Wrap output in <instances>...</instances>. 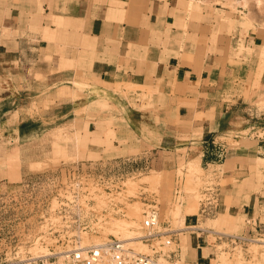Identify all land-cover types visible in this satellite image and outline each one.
Here are the masks:
<instances>
[{
	"label": "crops",
	"instance_id": "obj_1",
	"mask_svg": "<svg viewBox=\"0 0 264 264\" xmlns=\"http://www.w3.org/2000/svg\"><path fill=\"white\" fill-rule=\"evenodd\" d=\"M169 1L0 0V163L19 159L24 181L41 175L29 172L30 163L45 160L56 143L77 158L60 168L81 166L95 175L177 168L184 149L199 166L227 171L245 154L264 155V142L233 149L218 141L264 130V110L256 106L264 98V71L253 86L246 52L239 63L231 56L240 45L260 46L262 38L253 32L242 39L212 36L195 24L185 34L189 24ZM117 82L146 83L159 95L139 112L116 99ZM77 130L76 147L64 138ZM125 160L132 165L116 166ZM1 173L7 183L10 176ZM252 201L240 208L246 219L254 213ZM185 223L193 225L195 215ZM185 247L177 237L175 261L209 264L206 237L188 233Z\"/></svg>",
	"mask_w": 264,
	"mask_h": 264
},
{
	"label": "rangeland",
	"instance_id": "obj_2",
	"mask_svg": "<svg viewBox=\"0 0 264 264\" xmlns=\"http://www.w3.org/2000/svg\"><path fill=\"white\" fill-rule=\"evenodd\" d=\"M169 2L172 4L173 9L175 8L174 12H176V16L180 17V21L183 24H189V26L185 25V34L187 33L186 28L192 27L193 24L212 36L219 35L220 37L229 38L237 34L242 39L249 32L259 34L262 38L260 46L255 48L240 46L238 50L231 51V56L235 57V63H239L240 58L244 54L243 52H246L245 57L252 63L251 68L254 72L253 86L256 85L264 71V0H170ZM204 38L206 39V37ZM231 60L233 59L231 58ZM113 89V92L117 93V95L115 94L116 99L121 98L124 102H129L139 112H144L148 107H151V105L146 103L148 98L159 95L157 88L149 87L146 83L144 86L139 85L138 87L136 85H121L117 82ZM256 106L264 110V98L261 101H257ZM112 107L110 109L106 105L103 106L104 109L114 110ZM85 110L86 108L84 107L79 112H84ZM106 124L111 125V122L107 121ZM47 125L51 126L52 124L48 123ZM227 130L230 131V129ZM251 135L252 130L250 132L234 133L218 141L224 146L233 149L252 148L257 144L255 136L261 135V132ZM64 139L66 142L71 143L72 141L77 147L80 142L79 130L72 134L70 140ZM64 139L60 138L58 141ZM55 147L51 154L42 161L43 164L51 166L37 172L41 174L39 176L57 173L60 169L63 171V168L60 167H70L72 163H75L72 160H77L75 154H67L57 143ZM142 147L144 146H130V148H135V150L142 149ZM242 153L244 155L246 152L242 151ZM118 154L108 155L104 158L110 159L118 156ZM250 154H245L243 159L233 160L230 163L234 164L231 171L225 170L227 167L224 166L198 165V170L190 173V165H195L194 162L199 163V161L198 159H193L192 155H195L194 153L184 149L182 154H178L180 157L178 158L177 168L163 167L162 169L153 168L151 171L147 170L134 174L125 173V192L123 194L135 195L143 192L147 201L155 202L161 227L177 231V237L180 239V246L183 250L186 248L185 237L189 233L186 230L188 225H186L183 218L181 220L173 218L170 211L178 206L181 209L182 216L186 217L192 214L198 216L199 201L207 198L204 192L206 189L210 190L209 193L212 192L213 195H216L218 208L225 207V212H219L222 213L220 216L219 213L215 216H199L198 225L194 229L211 228L234 236H244L245 234L249 241L256 238L264 240V227H262V232H254L253 234L247 232L246 216L242 214L240 209L243 203L252 199L254 213L249 216H252L253 220H260L261 223H264V155H262L263 153L255 154L253 157ZM77 157L79 159L83 158L80 153H77ZM7 163H9L8 160L0 163V171L10 176L7 178V183L0 182V264H17L19 260H23L28 256L35 257L41 248H45L47 252L48 246L52 247L54 241L45 229L36 226L35 218L29 212L31 209L29 204L27 205V211L23 212L20 210V203L23 200L27 201L29 197V190L21 185L22 182L27 180L20 181L19 168L9 167ZM115 164L117 167L132 165L131 160L115 161ZM29 172L36 173L32 169H29ZM2 173L1 176L3 177ZM123 194L116 196V200L122 199L126 202V197H123ZM104 198V195L97 197V204L103 206ZM142 198L126 202L125 216L114 218L141 225L142 229L139 233L141 235L145 233V227L141 222L142 211L145 207ZM27 203H30V201L28 200ZM133 204L135 207L140 205V214L137 217L132 214ZM104 223L106 222L103 221L97 225L96 234H82L83 243L93 244L108 239V236L104 235L99 227ZM249 241L230 243L225 238L215 241L213 237H207L210 257L208 263L211 264L217 259L219 252H223L230 264L235 263V254L241 255V262L243 263L249 261L254 264L260 261L258 264H264V260L252 258L250 254L252 241ZM175 245L169 249H174ZM131 247L142 252H148L146 244L145 247L139 245L136 247L130 246L129 248ZM262 251L264 252V248H262ZM176 264L181 263L178 262Z\"/></svg>",
	"mask_w": 264,
	"mask_h": 264
},
{
	"label": "built area",
	"instance_id": "obj_3",
	"mask_svg": "<svg viewBox=\"0 0 264 264\" xmlns=\"http://www.w3.org/2000/svg\"><path fill=\"white\" fill-rule=\"evenodd\" d=\"M261 132V135H256ZM256 140L264 142V130H252ZM251 135V136H252ZM85 173L79 167L60 169L57 173L37 176L22 182L29 190L28 200L20 203V210L27 211L35 218L36 226L45 229L54 244L47 248L46 256L34 258L28 256L17 264H176L175 250L169 249L176 244L177 231L161 227L159 213L155 202H149L144 193L126 195L124 173L104 169L101 173ZM207 198L199 201L198 216L195 223L186 230L196 237H213L215 241L225 238L230 243L247 242L244 236L222 234L213 229H194L198 225L199 216H215L218 211L216 195L206 189ZM126 197V202L142 198L145 207L142 211V225L145 233L138 239L148 246V252L129 248L113 236L93 244L83 243L82 234H96L97 225L110 218L125 216L124 200H116V196ZM105 196L104 205L97 204V197ZM126 195V196H125ZM23 215V214H21ZM25 215V214H24ZM247 232H262L264 223L246 219ZM254 230V231H253ZM43 242V241H42Z\"/></svg>",
	"mask_w": 264,
	"mask_h": 264
},
{
	"label": "bare ground",
	"instance_id": "obj_4",
	"mask_svg": "<svg viewBox=\"0 0 264 264\" xmlns=\"http://www.w3.org/2000/svg\"><path fill=\"white\" fill-rule=\"evenodd\" d=\"M240 46H242V45H240ZM261 52H263V51H261ZM261 52H260V54H262ZM125 85H127V86H135L136 85L139 87V84L125 83ZM18 160L15 157L12 160H8L9 163H7V164L9 165V167L19 168L18 167ZM192 163H193V161H192ZM194 164L195 165H190V168H189L190 173H193L194 171L198 170L197 168L199 167L198 166L199 163L194 162ZM49 166H51V165L47 166V165L43 164V162H41V161H36V162L30 163V169H32L33 172H39V171L43 170L45 167H49ZM154 172H156V171H154ZM133 206H134V208L132 209L133 210L132 214L137 217L140 214L139 213L140 212V205H139V207L138 206L135 207V205L133 204ZM170 212L172 213V216L175 219H180V220L182 218L185 219V216H182L181 209L178 206L173 208ZM172 220L174 221V219H172ZM104 222H106V223L99 226L104 235L113 236V237L117 238L118 240L122 241L123 243H125V245L129 246V247L130 246L136 247L139 245L145 247V244L141 243V241H139V239H138L141 236V234H139L141 229H142L141 225L135 224L134 222L130 223L126 220H124V221L123 220H117L114 218H110L109 220L104 221ZM203 230H207V229H203ZM220 233H222V232H220ZM222 234L234 236L232 234H227V233H222ZM250 241H252V247L250 246V252H251L250 254H251L252 258H254V259L260 258V259L264 260V252L262 251V248H264V240L256 238V239H250ZM39 248H41V247H39ZM41 249H39L40 251L38 253H36L37 255L34 254V255H36L35 257L33 256L34 258L42 257L44 255L46 256L47 252H46L45 248H43L42 250ZM216 258L217 259H215L211 264H228L229 263L227 257H225L223 252H219V254ZM234 259H235L234 264H253L252 262H249V261H246L245 263L241 262V255H239V254L238 255L235 254ZM258 263H260V261H258ZM258 263L255 262L254 264H258Z\"/></svg>",
	"mask_w": 264,
	"mask_h": 264
}]
</instances>
